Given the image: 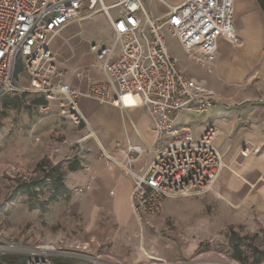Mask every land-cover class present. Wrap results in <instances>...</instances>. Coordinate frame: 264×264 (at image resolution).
Segmentation results:
<instances>
[{
	"label": "built area",
	"instance_id": "obj_1",
	"mask_svg": "<svg viewBox=\"0 0 264 264\" xmlns=\"http://www.w3.org/2000/svg\"><path fill=\"white\" fill-rule=\"evenodd\" d=\"M155 1L167 9L165 14L149 15L144 0H0V99L18 91L16 77L24 74L26 91L46 101L40 110H57L76 126L88 124L83 100L112 106L124 115L132 109L147 113L155 135L152 143L117 145L124 161L99 148L103 159L131 178L130 203L140 226L150 224L169 197L186 196L180 188L184 177L176 172H199L202 180L224 168L218 161L216 130L209 126L197 137L190 126L177 121L182 112L211 110L216 99L203 80L189 77L180 67L169 38L208 74L213 73L219 41H237L235 0H184L179 5ZM97 16L112 31L110 42L89 44L95 55L92 66L104 79L89 80L82 89L66 80L68 69L61 66L53 42L74 21ZM74 77L84 78L85 70H76ZM247 153L242 151L244 157ZM145 156L151 159L139 165ZM92 185L75 192L84 194ZM17 257L25 264H55L49 247L20 245L0 231V264H14L11 260Z\"/></svg>",
	"mask_w": 264,
	"mask_h": 264
},
{
	"label": "rangeland",
	"instance_id": "obj_2",
	"mask_svg": "<svg viewBox=\"0 0 264 264\" xmlns=\"http://www.w3.org/2000/svg\"><path fill=\"white\" fill-rule=\"evenodd\" d=\"M144 7L149 15L162 14L165 10L155 0H144ZM74 23L79 26V53L90 51L91 42L111 41L107 35V22L102 16ZM239 42L237 38L236 43ZM169 44L186 74L200 80L205 70L187 58L174 38H169ZM53 47L57 53L55 44ZM257 48L260 51L250 73L234 76L228 82L222 80V86L232 93L223 98L214 97L222 109H254L244 114L247 115L244 131L252 128V121L259 127L258 140L264 142V44ZM58 59L63 58L59 55ZM28 85L27 76L18 75L15 80L18 91L0 99V231L20 245L49 247L55 264L87 263L90 254L79 250L77 244L84 218L75 210L77 205L73 201L88 192L79 194L75 187L66 186L60 189L58 183L62 181L69 185L68 179L73 173L69 165L78 158L81 163L99 156V148L105 145L100 138L109 139L111 135L105 130L99 132L96 118L90 115L88 124L76 126L60 116L57 110L42 112L37 104L41 97L26 91ZM211 126L217 132L216 143L218 140L229 145L234 143L235 128L227 131L217 125ZM92 132L96 137H89ZM217 147L218 161L224 165L217 176H204L205 179L199 180V172L193 175L187 169L185 175L180 174L181 170L176 172L184 177L180 188L186 196L177 194L166 200L163 211L156 217H163L165 224L158 237L177 239L190 250L176 261L161 259L157 263L264 264V210L256 204L244 203L241 198L234 200L226 196L220 187L225 171L240 179L237 168L251 154L260 153L261 148L251 144L239 147L237 159L229 163L230 151L226 154ZM244 150H248L247 157L242 155ZM149 159V156L143 158L146 162ZM52 170L55 171L52 173ZM155 219L141 227H150ZM101 246L93 251L102 249ZM145 250L148 249L145 247ZM11 261L14 264L26 262L23 257Z\"/></svg>",
	"mask_w": 264,
	"mask_h": 264
},
{
	"label": "crops",
	"instance_id": "obj_3",
	"mask_svg": "<svg viewBox=\"0 0 264 264\" xmlns=\"http://www.w3.org/2000/svg\"><path fill=\"white\" fill-rule=\"evenodd\" d=\"M183 1L169 0L173 5H179ZM164 9L159 15L167 12V9ZM234 25L240 42L237 44L225 39L220 40L213 73L204 71V76L199 78L220 98L232 93L222 86V80L228 82L234 76L242 77L250 73L251 65L260 51L257 46L264 44V0H235ZM78 29V25L71 23L62 30L53 44L58 55L63 58L59 60L61 66L68 69L66 80L83 89L89 80L102 81L104 75L97 67L92 66L95 62L94 53H79ZM107 35L112 38L108 25ZM78 69L85 70L84 78L74 77V72ZM81 106L87 118L89 115L96 118L99 132L105 130L111 135L109 139L99 138L104 142L106 151L120 161H124V154L116 150L117 145H124L128 141L134 144H150L154 141L152 125L143 110L132 109L129 115H124L117 108L89 100H83ZM252 110L254 109L247 107L222 109L221 105L215 102L214 107L205 113L193 115L182 112L177 121L190 126L197 137L211 125H217L220 129L226 128L227 131L235 128L232 135L234 143L229 145L220 140L216 143L226 154L227 150L230 151L229 163L237 159L239 147L247 144L260 146V153L251 154L237 168L240 179L225 171L220 180V187L226 196L234 200L241 198L244 203L256 204L264 210V142L258 140L259 127L252 121V128L248 132L244 131L247 119L244 114ZM142 161L139 165L145 162L143 159ZM81 167V175L79 170L70 173V184H65L66 188H77L90 179L93 182L92 190L73 201V204L77 205L75 210L84 218L77 244L79 250L90 254L86 259L87 263L79 261V264H159L156 261L163 259L173 262L189 252L190 247L177 239L164 240L158 237L165 225L163 217L156 218L150 227L142 228L137 223L130 206L132 180L122 173L119 166L108 163L100 154L81 162ZM100 246L102 249L93 251V248Z\"/></svg>",
	"mask_w": 264,
	"mask_h": 264
},
{
	"label": "trees",
	"instance_id": "obj_4",
	"mask_svg": "<svg viewBox=\"0 0 264 264\" xmlns=\"http://www.w3.org/2000/svg\"><path fill=\"white\" fill-rule=\"evenodd\" d=\"M46 103V101H45V99H44V97H41L40 99H39V101L37 102V104L38 105H43V104H45ZM81 168V163H79V160L78 161H76L75 163H71L70 165H69V170L70 171H72V172H74V171H77V170H79ZM55 170H52L51 172L53 173ZM51 175V174H50ZM61 179V178H60ZM58 185L60 186L59 188L60 189H64L65 188V185L62 183V181L60 182V183H58ZM238 254V256L237 257H239L240 258V253H237Z\"/></svg>",
	"mask_w": 264,
	"mask_h": 264
},
{
	"label": "bare ground",
	"instance_id": "obj_5",
	"mask_svg": "<svg viewBox=\"0 0 264 264\" xmlns=\"http://www.w3.org/2000/svg\"><path fill=\"white\" fill-rule=\"evenodd\" d=\"M92 135H95V133L93 132L92 134L89 135V137H92ZM180 174H185V172L182 171Z\"/></svg>",
	"mask_w": 264,
	"mask_h": 264
}]
</instances>
